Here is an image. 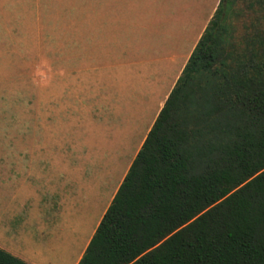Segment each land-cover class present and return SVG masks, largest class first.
Segmentation results:
<instances>
[{"label":"rangeland","instance_id":"374dc122","mask_svg":"<svg viewBox=\"0 0 264 264\" xmlns=\"http://www.w3.org/2000/svg\"><path fill=\"white\" fill-rule=\"evenodd\" d=\"M145 1L154 32L206 0H0V165L53 179L0 181V247L30 264H77L130 167L115 127L124 95L111 82L125 72L131 92L140 86ZM251 2L228 16L237 46L264 30Z\"/></svg>","mask_w":264,"mask_h":264},{"label":"trees","instance_id":"16d2710c","mask_svg":"<svg viewBox=\"0 0 264 264\" xmlns=\"http://www.w3.org/2000/svg\"><path fill=\"white\" fill-rule=\"evenodd\" d=\"M237 1H220L77 264H264V30L227 38ZM0 264L30 263L0 247Z\"/></svg>","mask_w":264,"mask_h":264},{"label":"crops","instance_id":"0c3cea01","mask_svg":"<svg viewBox=\"0 0 264 264\" xmlns=\"http://www.w3.org/2000/svg\"><path fill=\"white\" fill-rule=\"evenodd\" d=\"M220 1L206 0L204 6L200 7L198 11L191 10L190 13H184L182 14L183 16L178 18L171 17V21L175 24L174 27L166 31L155 30L154 32L151 29L152 18L146 13L145 1L144 28L146 36L143 39L142 71L134 73V76L141 77L140 86H135L134 91L131 92L132 83H130L128 78L132 77V75L125 72L114 73L111 82V86L118 93L120 91L124 95L123 98L118 96L116 99L121 104L117 105L118 117L116 122H118L115 127L119 134L118 141L121 149H128L131 152V163L152 128L200 37L212 19ZM155 11L158 12V9ZM166 12V8H160L158 13L159 23L167 19ZM154 35L159 37L156 38ZM112 107L114 112L115 104ZM119 109L126 111V118L120 119L119 114L121 111ZM1 154H5L4 156L7 157L6 154L8 153L4 151ZM14 157H20L19 153H16ZM39 170L33 165L20 168L0 165V181L6 185V182L10 183L16 180L20 181L21 185L25 183L28 188H33L32 182L38 181L40 184H48L51 180L53 181L52 178L46 177ZM23 174H25L24 177ZM1 219H4V217L1 216L0 207V223Z\"/></svg>","mask_w":264,"mask_h":264}]
</instances>
